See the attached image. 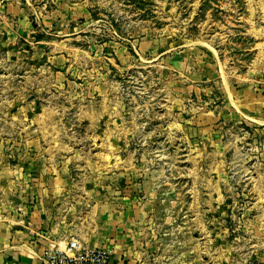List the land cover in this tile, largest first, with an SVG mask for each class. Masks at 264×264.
<instances>
[{
  "label": "rangeland",
  "instance_id": "rangeland-1",
  "mask_svg": "<svg viewBox=\"0 0 264 264\" xmlns=\"http://www.w3.org/2000/svg\"><path fill=\"white\" fill-rule=\"evenodd\" d=\"M4 167L119 264H264V0H0Z\"/></svg>",
  "mask_w": 264,
  "mask_h": 264
},
{
  "label": "crops",
  "instance_id": "crops-1",
  "mask_svg": "<svg viewBox=\"0 0 264 264\" xmlns=\"http://www.w3.org/2000/svg\"><path fill=\"white\" fill-rule=\"evenodd\" d=\"M65 187L56 178L30 182L20 169H0V264H46L47 253L62 250L70 240L86 249L105 248L108 226L90 232L72 226L71 208L81 202ZM97 220L104 221L101 215ZM111 264L119 263L111 256Z\"/></svg>",
  "mask_w": 264,
  "mask_h": 264
},
{
  "label": "built area",
  "instance_id": "built-area-1",
  "mask_svg": "<svg viewBox=\"0 0 264 264\" xmlns=\"http://www.w3.org/2000/svg\"><path fill=\"white\" fill-rule=\"evenodd\" d=\"M46 264H111L107 248L86 249L76 241H69L62 250L47 253Z\"/></svg>",
  "mask_w": 264,
  "mask_h": 264
}]
</instances>
